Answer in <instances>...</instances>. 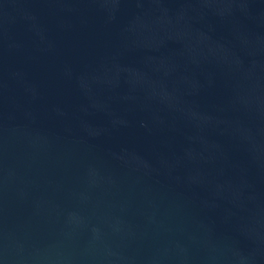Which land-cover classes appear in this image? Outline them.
Here are the masks:
<instances>
[{
    "label": "water",
    "instance_id": "1",
    "mask_svg": "<svg viewBox=\"0 0 264 264\" xmlns=\"http://www.w3.org/2000/svg\"><path fill=\"white\" fill-rule=\"evenodd\" d=\"M0 264H264V0H0Z\"/></svg>",
    "mask_w": 264,
    "mask_h": 264
}]
</instances>
